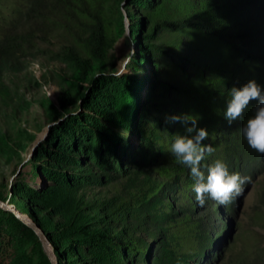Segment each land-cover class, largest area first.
Here are the masks:
<instances>
[{
	"label": "rangeland",
	"instance_id": "rangeland-1",
	"mask_svg": "<svg viewBox=\"0 0 264 264\" xmlns=\"http://www.w3.org/2000/svg\"><path fill=\"white\" fill-rule=\"evenodd\" d=\"M113 1L118 38L109 50L110 78L96 77L87 85L76 79L70 58L41 47L20 57L24 69L18 81L15 76L3 77L10 103L0 102V201L9 209H0V264H50L34 232L11 213L17 208L39 229L53 264H162L163 258L168 264H225L240 245L237 240L228 248L236 232L233 224H250L251 186L243 189L233 216L224 217L226 228L218 235L219 220L212 218L210 244L188 227L181 232L183 239L174 242L176 255L170 257L165 247L167 220L183 213L192 218L203 208L158 212L155 206L161 200L180 199L173 180L148 197L135 198L132 205L123 201L128 197L124 190L123 195L107 191L108 182L128 174L134 178L140 168L149 167L159 151L150 132L140 129L146 118L139 110L148 94L144 78L168 64L166 47L161 43L148 47L153 39H141L147 22L137 12L149 11L157 0ZM127 6L138 29L134 40ZM163 30L158 27L152 37ZM133 84L139 89L132 98L135 107L128 109L124 100ZM193 188L186 193L196 200ZM255 228L264 233V227ZM187 235L195 238L201 252L190 249Z\"/></svg>",
	"mask_w": 264,
	"mask_h": 264
},
{
	"label": "trees",
	"instance_id": "trees-1",
	"mask_svg": "<svg viewBox=\"0 0 264 264\" xmlns=\"http://www.w3.org/2000/svg\"><path fill=\"white\" fill-rule=\"evenodd\" d=\"M125 10L134 40L138 38L136 21L130 7ZM114 14L113 0H0V102L10 103L4 75L15 76L18 81L24 69L20 57L33 47L70 58L76 79L87 85L96 81V77L110 78L109 50L118 38ZM137 15L147 22L141 39L146 42L153 39L151 45L146 44L148 47L161 43L168 58L164 70L144 78L148 94L144 102L141 100L139 110L140 117L146 118L142 119L140 129L144 134L150 132L159 151L150 159L149 167L140 168L134 178L128 174L120 181L108 182L107 191L123 195L124 190L128 197L123 201L132 205L135 198L148 197L164 182L173 180L180 199L174 203L161 200L155 206L158 212L181 206L201 207L186 193L195 183L189 170L177 163L170 151L176 134L184 133V126L165 122V117L189 114L197 119L198 127L207 129L208 139L203 143L215 150L206 155L203 165L222 159L230 172L250 177L244 189L254 188L248 215L250 224L243 226L239 221L233 224L236 232L228 241V248L234 247L237 240L240 245L233 248L225 264H262L264 233L255 226L264 227V155L251 149L240 131L246 119L254 114L257 102L252 101L231 124L224 118V111L233 86L254 79L264 92V0H157L149 11L140 8ZM158 27L164 30L153 38ZM137 89L133 84L128 99L124 100L128 109L135 107L132 98ZM11 112L16 117L14 108ZM240 196L226 206L206 198L201 207L204 211L198 215L190 218L183 213L179 218L167 220L165 247L169 256L175 257L176 243L183 239L181 232L189 228L205 245L210 244L214 237L208 230L210 221L218 219L216 233L223 232L226 219L237 210ZM16 210L22 213V209ZM186 241L190 249L202 251L192 236L187 235ZM162 264H168L167 260L163 258Z\"/></svg>",
	"mask_w": 264,
	"mask_h": 264
},
{
	"label": "clouds",
	"instance_id": "clouds-1",
	"mask_svg": "<svg viewBox=\"0 0 264 264\" xmlns=\"http://www.w3.org/2000/svg\"><path fill=\"white\" fill-rule=\"evenodd\" d=\"M252 101H256L254 114L250 115L240 131L248 146L264 155V92L254 80L242 86H233L226 103L224 118L231 124L239 119ZM166 123H180L184 133H177L170 151L176 162L185 166L194 180L195 199L203 207L206 197L220 205H228L243 193L244 185L250 177L239 172H230L227 163L216 159L204 166L206 155L215 150L203 141L208 139L207 129L198 127L197 119L189 114H178L165 117Z\"/></svg>",
	"mask_w": 264,
	"mask_h": 264
},
{
	"label": "water",
	"instance_id": "water-1",
	"mask_svg": "<svg viewBox=\"0 0 264 264\" xmlns=\"http://www.w3.org/2000/svg\"><path fill=\"white\" fill-rule=\"evenodd\" d=\"M0 209L5 210V209H9V207L6 206L3 202L0 201ZM11 213L24 226H26L27 228H29L30 230H32L34 232V234L38 238V241L40 242V245H41V247L43 249L44 254L48 258L50 264H53V262H52V256H51V254H50V252L48 250V247L46 245V242L44 241L43 236L41 235L39 229L35 226V224H33L30 220L27 219V217H25L24 215H22L21 213H19L16 210H11Z\"/></svg>",
	"mask_w": 264,
	"mask_h": 264
}]
</instances>
